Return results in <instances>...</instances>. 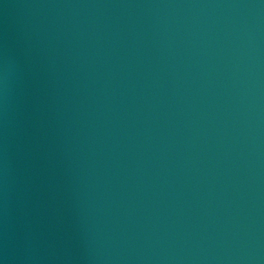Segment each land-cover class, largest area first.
Masks as SVG:
<instances>
[{"label": "water", "instance_id": "1", "mask_svg": "<svg viewBox=\"0 0 264 264\" xmlns=\"http://www.w3.org/2000/svg\"><path fill=\"white\" fill-rule=\"evenodd\" d=\"M0 264H264V0H0Z\"/></svg>", "mask_w": 264, "mask_h": 264}]
</instances>
